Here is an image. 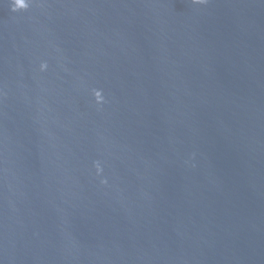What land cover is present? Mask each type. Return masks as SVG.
Segmentation results:
<instances>
[{"label": "water", "instance_id": "water-1", "mask_svg": "<svg viewBox=\"0 0 264 264\" xmlns=\"http://www.w3.org/2000/svg\"><path fill=\"white\" fill-rule=\"evenodd\" d=\"M26 3L0 0V264H264V0Z\"/></svg>", "mask_w": 264, "mask_h": 264}, {"label": "clouds", "instance_id": "clouds-1", "mask_svg": "<svg viewBox=\"0 0 264 264\" xmlns=\"http://www.w3.org/2000/svg\"><path fill=\"white\" fill-rule=\"evenodd\" d=\"M194 3H205L206 0H193ZM13 3H14V7L12 9V11H17V10H20V9H26L27 8V3H26V0H13ZM42 69H43V65L41 66ZM93 95H94V98L96 100L97 103H100L101 102V92L100 91H94L93 92Z\"/></svg>", "mask_w": 264, "mask_h": 264}]
</instances>
